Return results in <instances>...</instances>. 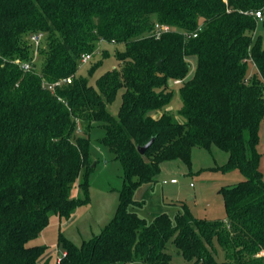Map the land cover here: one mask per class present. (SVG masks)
<instances>
[{"label": "trees", "instance_id": "1", "mask_svg": "<svg viewBox=\"0 0 264 264\" xmlns=\"http://www.w3.org/2000/svg\"><path fill=\"white\" fill-rule=\"evenodd\" d=\"M259 22L264 28V0H0V264H40L46 245L28 242L51 215L68 218L87 202L92 122L101 128L98 144L124 167L119 204L79 246L60 236L58 264H172L169 241L193 264H264V46L253 35ZM155 23L169 30L155 37ZM40 32L47 43L37 73L26 36ZM100 39L124 49L115 52L121 67L105 71L94 87L75 73ZM188 55L196 64L186 79ZM16 58L32 67L23 70ZM67 77L71 82L54 91L46 86ZM169 79L183 80L181 121L168 112L152 116L171 100ZM121 89L114 116L108 105ZM77 121L86 136L72 139ZM152 137L140 154L137 146ZM212 144L228 153L219 168L243 175L221 188L224 219L196 218L181 204L173 219L163 212L148 222L130 209L140 205L136 187L153 181L163 161L189 166L193 146ZM80 175L84 197L71 198ZM215 241L223 261L215 258Z\"/></svg>", "mask_w": 264, "mask_h": 264}, {"label": "rangeland", "instance_id": "2", "mask_svg": "<svg viewBox=\"0 0 264 264\" xmlns=\"http://www.w3.org/2000/svg\"><path fill=\"white\" fill-rule=\"evenodd\" d=\"M187 34V33H186ZM37 41L32 40L33 34L26 36L31 45V61L35 72L39 73L43 64V54L41 50L46 48L47 35L40 32ZM254 37L260 35L264 46V28L259 22ZM188 37V35H186ZM95 47L90 52L91 58L80 60L79 67L75 73L76 76H86L88 83L95 87V79L105 71L120 68L121 63L116 59L115 52L123 50L124 45L105 40L94 42ZM189 64L190 71L186 79L192 76L196 57L188 55L185 57ZM101 62V65L95 69L92 75H89V69ZM253 66L249 69L248 76L253 73ZM180 83L167 81L169 90L172 91V97L165 109L152 114L154 118L161 115L162 112L170 113L176 120L181 121L178 110L181 107V98L178 88ZM123 89L117 92L114 101L108 105V109L116 116L121 103V93ZM78 122V121H77ZM98 122H92L93 128L90 132V166L92 167L88 175V199L87 202L77 206L68 218H59L51 215L48 225L39 233V235L28 242L29 245L44 244L46 249L39 259L40 264H58L64 255L63 248L59 244V237H63L79 246L81 242L89 240L98 234L107 223L113 218L119 204V190L123 186L124 167L119 160L113 158V155L98 144L102 137L101 128ZM75 136H86L83 126L78 122L72 134ZM258 149L261 153L260 168L263 171L264 178V118L260 123ZM228 153L215 145L210 148L193 146L191 149L190 164L185 165L181 160L174 159L163 161L160 164V171L154 177L153 181L140 183L133 192L134 200L140 202L139 206H131L138 216L150 222L156 215L167 213L172 219L180 205L185 204L196 218L208 220H221L226 217L223 195L220 192L223 186L233 185L243 178V175L236 169L222 170L219 168L227 161ZM175 183H171V179ZM80 175L72 188L69 196L71 198H83L84 194L79 186L82 182ZM134 179H136L134 177ZM214 255L218 261H223L225 252L217 241L214 242ZM167 251L171 254L172 264H193L186 260L175 245L169 241ZM262 252H260V255ZM259 255V254H258Z\"/></svg>", "mask_w": 264, "mask_h": 264}, {"label": "built area", "instance_id": "3", "mask_svg": "<svg viewBox=\"0 0 264 264\" xmlns=\"http://www.w3.org/2000/svg\"><path fill=\"white\" fill-rule=\"evenodd\" d=\"M255 15H256V17L261 18V12L260 11H256ZM168 30H169V27L167 25L155 23L154 28H153V34L155 35V37H159L163 32H166ZM192 36L195 37L196 32L192 33ZM31 38L33 41H37V39L39 38V35H33ZM90 58H91V53H86V54L82 55L81 60L86 61ZM13 61L15 63H17L18 65H20V67L23 70H29L32 67L30 62H22L18 58L14 59ZM180 81L181 80H179V79L173 80L174 83H180ZM69 82H71V78L67 77V78H62L61 80H58V81H55L52 83H46V86L49 90L54 91L56 86L61 85L63 83H69ZM171 182H175V179H172Z\"/></svg>", "mask_w": 264, "mask_h": 264}, {"label": "water", "instance_id": "4", "mask_svg": "<svg viewBox=\"0 0 264 264\" xmlns=\"http://www.w3.org/2000/svg\"><path fill=\"white\" fill-rule=\"evenodd\" d=\"M160 62H158L159 64ZM153 140V137L148 141L146 142L144 145H140V146H137V150L140 154H143L144 151L148 148V146L150 145V143L152 142Z\"/></svg>", "mask_w": 264, "mask_h": 264}, {"label": "crops", "instance_id": "5", "mask_svg": "<svg viewBox=\"0 0 264 264\" xmlns=\"http://www.w3.org/2000/svg\"><path fill=\"white\" fill-rule=\"evenodd\" d=\"M172 179H173V178H172ZM172 179H171V180H172ZM171 180H170V181H171ZM171 183H175V182H171Z\"/></svg>", "mask_w": 264, "mask_h": 264}]
</instances>
